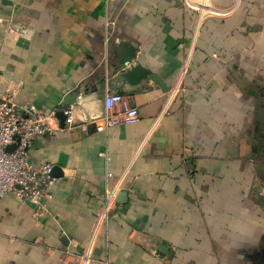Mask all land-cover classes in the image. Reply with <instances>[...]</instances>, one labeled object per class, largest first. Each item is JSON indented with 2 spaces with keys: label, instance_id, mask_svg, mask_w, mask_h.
Wrapping results in <instances>:
<instances>
[{
  "label": "crops",
  "instance_id": "crops-1",
  "mask_svg": "<svg viewBox=\"0 0 264 264\" xmlns=\"http://www.w3.org/2000/svg\"><path fill=\"white\" fill-rule=\"evenodd\" d=\"M196 1L0 0V94L77 96L30 150L54 167L46 211L0 198V264H264V0ZM114 91L139 119L83 129Z\"/></svg>",
  "mask_w": 264,
  "mask_h": 264
},
{
  "label": "built area",
  "instance_id": "built-area-1",
  "mask_svg": "<svg viewBox=\"0 0 264 264\" xmlns=\"http://www.w3.org/2000/svg\"><path fill=\"white\" fill-rule=\"evenodd\" d=\"M195 8L199 16L213 14L211 0H197ZM186 64L182 70L185 71ZM104 113L102 118L83 122V129L92 126L97 131H105L117 124L134 123L139 119V110L130 104L121 93L107 92L104 96ZM64 121L67 129L74 124L73 107L65 106ZM54 111L43 113L30 110L17 104L10 91L0 94V198L12 194L22 203L35 206L36 212H45L44 198L49 196L56 182L53 165L30 163V150L37 136L51 134L55 131L49 121L54 118ZM116 204V193L106 189L100 207L99 219L106 222Z\"/></svg>",
  "mask_w": 264,
  "mask_h": 264
},
{
  "label": "water",
  "instance_id": "water-1",
  "mask_svg": "<svg viewBox=\"0 0 264 264\" xmlns=\"http://www.w3.org/2000/svg\"><path fill=\"white\" fill-rule=\"evenodd\" d=\"M134 56H135V53L132 51L129 55L123 58V62L127 64L129 61H131L134 58ZM121 74L123 75L125 79H127L128 81L132 83L135 82L136 75L140 78H145L148 75H150L151 78L155 79V76L153 74H149V71L143 68L140 64H135L134 66L130 68L122 70ZM157 82L159 81L157 80ZM76 99H77V96L75 94L66 97L65 100L61 103V108L58 111H56L55 116L61 121L62 126L64 125V121L66 118V114L63 111V107L76 104Z\"/></svg>",
  "mask_w": 264,
  "mask_h": 264
}]
</instances>
